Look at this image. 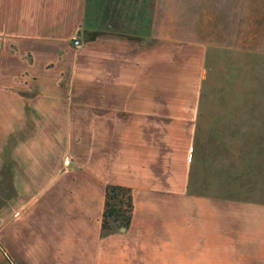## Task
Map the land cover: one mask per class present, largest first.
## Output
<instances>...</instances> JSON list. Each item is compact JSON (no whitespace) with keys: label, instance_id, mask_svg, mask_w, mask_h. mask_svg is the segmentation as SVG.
Returning a JSON list of instances; mask_svg holds the SVG:
<instances>
[{"label":"crops","instance_id":"1","mask_svg":"<svg viewBox=\"0 0 264 264\" xmlns=\"http://www.w3.org/2000/svg\"><path fill=\"white\" fill-rule=\"evenodd\" d=\"M87 2L0 0L5 251L17 264H264V203L193 186L210 38L94 25ZM175 2L240 16L235 40L264 51V0ZM108 184L131 189L133 213L102 235Z\"/></svg>","mask_w":264,"mask_h":264},{"label":"rangeland","instance_id":"2","mask_svg":"<svg viewBox=\"0 0 264 264\" xmlns=\"http://www.w3.org/2000/svg\"><path fill=\"white\" fill-rule=\"evenodd\" d=\"M179 5L175 0L159 5L156 0H88L87 19L101 27L156 29L166 35L195 29L210 38L193 186L209 195L264 203V51L246 46L244 38L235 40L240 16L180 14ZM0 264H17L1 243Z\"/></svg>","mask_w":264,"mask_h":264},{"label":"trees","instance_id":"3","mask_svg":"<svg viewBox=\"0 0 264 264\" xmlns=\"http://www.w3.org/2000/svg\"><path fill=\"white\" fill-rule=\"evenodd\" d=\"M133 213V200L129 187L108 184L105 188V204L101 220V234L128 229Z\"/></svg>","mask_w":264,"mask_h":264},{"label":"water","instance_id":"4","mask_svg":"<svg viewBox=\"0 0 264 264\" xmlns=\"http://www.w3.org/2000/svg\"><path fill=\"white\" fill-rule=\"evenodd\" d=\"M123 230V229H122Z\"/></svg>","mask_w":264,"mask_h":264}]
</instances>
